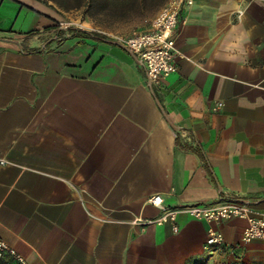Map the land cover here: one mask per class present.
Segmentation results:
<instances>
[{
    "label": "crops",
    "instance_id": "0c3cea01",
    "mask_svg": "<svg viewBox=\"0 0 264 264\" xmlns=\"http://www.w3.org/2000/svg\"><path fill=\"white\" fill-rule=\"evenodd\" d=\"M67 12L0 0L4 262L264 264V240L241 241L246 220L215 226L219 249L184 212L178 232L145 223L161 215L156 194L170 208L232 198L264 217V0H195L178 71L153 89L121 45L68 31Z\"/></svg>",
    "mask_w": 264,
    "mask_h": 264
},
{
    "label": "built area",
    "instance_id": "2783aa9c",
    "mask_svg": "<svg viewBox=\"0 0 264 264\" xmlns=\"http://www.w3.org/2000/svg\"><path fill=\"white\" fill-rule=\"evenodd\" d=\"M194 3L195 0H168L152 19L148 32L116 41L140 62L151 89L163 87L166 81L178 71V61L184 56L176 48V30L183 10L193 6ZM222 107L223 104L218 103L214 111H220ZM148 202L160 209L161 215L155 220L146 221V224L162 226L171 223L174 232H178L176 221L181 212L207 223L209 228L206 247L209 249H219L224 243L222 232L215 226L233 218L248 222L242 235V243L249 244L256 240H264V217L255 216L250 203L227 198L217 202L170 208L164 205V199L159 194L152 195ZM8 255H14V253L6 242L0 240V259ZM16 259L20 264H27L20 256Z\"/></svg>",
    "mask_w": 264,
    "mask_h": 264
},
{
    "label": "trees",
    "instance_id": "16d2710c",
    "mask_svg": "<svg viewBox=\"0 0 264 264\" xmlns=\"http://www.w3.org/2000/svg\"><path fill=\"white\" fill-rule=\"evenodd\" d=\"M120 6H112L113 0H52L57 6L66 11L82 10L86 11L96 24L103 26V22L108 18H113L125 23H131L138 19L152 17L168 2V0H117ZM68 31L73 32L76 36L93 38L96 40H105L94 33H89L80 29L70 28ZM117 44V43H114ZM41 52V51H34ZM206 165L207 161L203 153H200ZM209 167V166H208ZM210 169V168H209ZM211 171V169H210ZM0 264H6L0 259Z\"/></svg>",
    "mask_w": 264,
    "mask_h": 264
},
{
    "label": "rangeland",
    "instance_id": "374dc122",
    "mask_svg": "<svg viewBox=\"0 0 264 264\" xmlns=\"http://www.w3.org/2000/svg\"><path fill=\"white\" fill-rule=\"evenodd\" d=\"M111 5L120 6V2L113 0ZM157 13L152 17L138 19L131 23L108 18L103 22V26H99L82 9L72 12L68 11L63 25L65 28L84 30L116 42L118 39H127L148 32L151 28V21Z\"/></svg>",
    "mask_w": 264,
    "mask_h": 264
}]
</instances>
